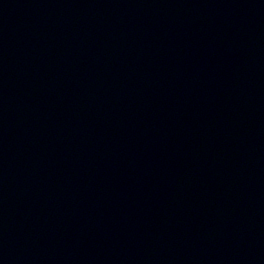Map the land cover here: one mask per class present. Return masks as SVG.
Returning <instances> with one entry per match:
<instances>
[{"label": "water", "instance_id": "obj_1", "mask_svg": "<svg viewBox=\"0 0 264 264\" xmlns=\"http://www.w3.org/2000/svg\"><path fill=\"white\" fill-rule=\"evenodd\" d=\"M0 264H264V0H0Z\"/></svg>", "mask_w": 264, "mask_h": 264}]
</instances>
